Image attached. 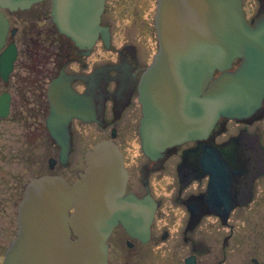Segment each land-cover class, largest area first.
I'll return each instance as SVG.
<instances>
[{"label": "water", "instance_id": "1", "mask_svg": "<svg viewBox=\"0 0 264 264\" xmlns=\"http://www.w3.org/2000/svg\"><path fill=\"white\" fill-rule=\"evenodd\" d=\"M40 1L0 0L4 83L17 49L14 43L4 48L9 23L2 10H26ZM156 1L157 52L137 84L140 147L150 159L182 142L205 140L220 118L250 120L264 114V13L249 24L242 0ZM103 5L104 0H51V21L88 55L98 37L109 44L108 28L100 25ZM75 78L86 83L83 94L71 89ZM105 97L104 82L95 74L60 73L48 84L45 125L62 165L71 149V120L100 124ZM10 99L7 93L0 96V117L7 116ZM84 161L71 185L51 175L27 183L17 207L15 238L2 264H108L106 241L118 224L129 236L148 240L155 204L125 193L127 172L117 146L99 142ZM55 163L50 159V168Z\"/></svg>", "mask_w": 264, "mask_h": 264}, {"label": "flooded vegetation", "instance_id": "2", "mask_svg": "<svg viewBox=\"0 0 264 264\" xmlns=\"http://www.w3.org/2000/svg\"><path fill=\"white\" fill-rule=\"evenodd\" d=\"M124 1L128 5L137 3L135 0ZM262 1L257 0L252 18ZM106 7L101 24L109 28L111 49L114 32L111 25L104 22ZM124 15L125 20H130L125 27L135 43L127 37L122 45L113 49V59L89 68L85 60L90 56H83L70 41L64 51L45 53L49 63L55 58V66L59 69L51 78L56 77L61 69L65 74L84 75L102 70L100 75L108 79L107 98L103 111L104 127L98 128L103 134L108 129L115 130L116 137L138 135L139 106L136 88L125 106L122 97L115 96V79L122 74L124 78L133 79L136 85L149 64L146 62L147 51L138 48L140 40L144 41L149 34V24L138 26V11L124 12ZM18 31L14 37L9 36V40H14ZM131 33L137 34L138 40H134ZM37 39L34 42H38ZM98 44L103 47L101 41ZM26 64L27 61L22 60V67ZM72 86L78 92L85 90L80 81H75ZM23 95H29L27 89H23ZM45 108L38 103L35 111L44 116ZM117 145L128 172L127 192L138 198L150 197L156 203V210L149 241L145 244L129 237L121 226L114 229L108 239L109 264H185L189 257L194 258L195 264H262L252 257L255 248H250L249 234L257 227L251 218L264 216V116L252 121L221 119L206 140L183 142L165 150L162 158L156 161L141 153L126 156L120 143ZM210 157L215 161H204ZM217 166L222 168L226 179L223 178L219 194L207 196L210 178L217 173L214 170ZM189 207L196 212L197 220L192 219ZM239 219L244 231L241 238L235 233L237 226L234 225ZM125 248L132 253L130 260L122 252ZM184 251L188 253L183 255Z\"/></svg>", "mask_w": 264, "mask_h": 264}, {"label": "rangeland", "instance_id": "3", "mask_svg": "<svg viewBox=\"0 0 264 264\" xmlns=\"http://www.w3.org/2000/svg\"><path fill=\"white\" fill-rule=\"evenodd\" d=\"M135 2L137 3L134 5H128L124 0H107L104 22L110 24L113 29V45L109 51L97 45L92 55L85 60L89 68L113 59L115 57L113 49L122 45L127 37L130 38L131 43H135L130 37V31L125 27L130 20H125L124 12L129 11L130 13L138 11L140 28L142 23L149 24V34L144 41L140 40L138 48L147 51L146 62L151 60L152 54L156 51L152 28L155 0H135ZM48 8L49 0H45L44 4L33 7L30 12L18 13L9 18L11 26H18L17 28L22 32L15 38L19 57L9 83L4 85L0 80V93L8 91L12 95L10 114L7 118L0 119V264L5 249L15 235L16 207L23 196L26 183L42 174H58L67 181L73 182L77 178V173L84 168L85 151L109 137V131L103 134L96 125L73 121V146L68 165L62 167L57 164L52 171L48 168V159L51 157L57 159L58 148L45 131L43 115L36 116L35 109L38 108V103L44 106L46 84L59 70L55 66V58L49 63L45 53L64 51L67 46V41L58 35L52 26L48 17ZM243 8L246 18L250 19L256 11V0H243ZM24 27H29L34 37L39 33V41L30 44L28 37L25 36L29 31ZM134 35L131 33L132 38L138 40L137 34ZM22 60L27 61L24 67ZM23 89H27L29 95L22 96ZM116 142L120 143L126 156L132 157L140 153L139 139L135 134L119 136ZM131 165L132 163H129V166ZM251 221L257 226L249 234L250 248H255L252 257L264 264V216L251 218ZM234 225L237 226L235 228L237 236L239 238L244 236L241 219L234 222ZM113 251L115 252V249ZM122 252L130 260L131 251L125 248ZM186 253L188 252L184 251L182 254Z\"/></svg>", "mask_w": 264, "mask_h": 264}]
</instances>
